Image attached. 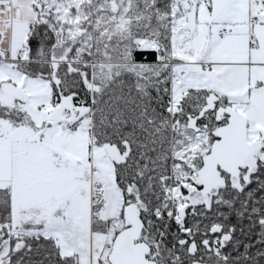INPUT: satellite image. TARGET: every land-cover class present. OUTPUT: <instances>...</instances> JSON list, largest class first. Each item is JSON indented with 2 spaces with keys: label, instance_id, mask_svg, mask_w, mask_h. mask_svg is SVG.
Returning <instances> with one entry per match:
<instances>
[{
  "label": "rangeland",
  "instance_id": "374dc122",
  "mask_svg": "<svg viewBox=\"0 0 264 264\" xmlns=\"http://www.w3.org/2000/svg\"><path fill=\"white\" fill-rule=\"evenodd\" d=\"M90 2L39 0L44 10L42 21L51 19L69 23L71 27L66 34L76 37L81 31L79 23L90 19L85 10ZM195 4L196 28L192 31L193 17L190 12ZM108 5L116 12L117 2L109 0ZM211 7L210 0H172L174 26L170 44L171 64L174 65L171 67V117L179 121L178 140L173 146L170 143L164 146L168 152L165 159L153 164L151 174L139 180L142 195L157 196L161 209L166 211L165 220H161V215L156 217L161 225L164 222L165 229L168 223L179 225L177 211L189 205L188 199L193 196L191 184L195 180L194 175L212 142L210 131L214 122L209 119L208 130L191 136L184 133L186 115L197 113L206 96L191 95L182 102L185 94L207 89L210 74L200 72V65L208 59L210 46L220 45L223 41L217 34L219 25L213 24L210 19ZM191 55L196 56V61L193 62ZM14 67V63L0 62V103L1 99L11 101L5 106L19 109L25 116L17 125L0 117V190H7L12 196L14 174L21 176L18 190L12 196L13 220L19 228L25 224L31 225V228L19 230L18 234L52 238L61 255L75 258L78 264H109L107 256L115 234L129 226L135 230L134 238L137 239L141 231L136 210L126 207L129 203L116 186L114 166L122 163V158L114 156L111 149L101 148L95 143L90 127L93 115L89 109L78 110L70 106L61 113V118L50 121L53 108L49 84L43 80H32ZM255 80L256 75L253 74L252 84ZM118 97V94L112 96L111 108L107 109L105 106L109 100L105 94L102 109L105 122L108 121V113L117 118L119 115L121 123L134 118L131 108L118 101ZM177 104H181L180 110L175 108ZM218 104L228 106L223 104L221 96ZM123 108H130L128 112L131 114L125 115ZM236 109L246 114L244 109ZM66 123L73 124L74 131H67L64 128ZM246 131L248 138H253L264 131V126L246 127ZM135 147L137 163L142 145L135 144ZM226 196L225 203L230 207L218 208V220L233 214L250 218L261 213L264 207V193L254 201H249L251 192L228 193ZM230 196L233 199L229 202ZM98 219L100 226L107 229L105 237L93 231ZM260 223V242L264 244V221ZM159 225H149L148 236L143 237V241L152 244V259L158 264H170L162 255L161 245L166 232L165 229H158ZM183 232L188 231H179L178 228V233L172 236L174 241L180 240ZM207 246L210 251L211 246ZM192 264L203 263L194 260Z\"/></svg>",
  "mask_w": 264,
  "mask_h": 264
},
{
  "label": "trees",
  "instance_id": "16d2710c",
  "mask_svg": "<svg viewBox=\"0 0 264 264\" xmlns=\"http://www.w3.org/2000/svg\"><path fill=\"white\" fill-rule=\"evenodd\" d=\"M33 1L36 18L25 40L24 59L15 61L14 68L32 80L49 84L52 113L62 102L61 113L70 106L92 112L90 127L95 143L122 158V163L114 166L116 186L129 203L126 207L136 210L141 224L137 240L143 241L148 226L157 227L160 221L156 217L161 215L165 220L166 211L157 196L142 195L139 180L151 174L153 164L165 159L168 152L164 146L176 144L180 129L179 121L171 117L172 0H114L116 12L108 5L109 0H91L85 7L90 19L79 23L81 31L76 37L66 34L69 23L51 19L43 22L42 5L39 0ZM195 6L190 12L193 22ZM115 94L118 101L131 108L133 119L121 123L119 115L117 118L108 113V121H104L102 109L111 108L110 99ZM123 109L125 115L131 114ZM24 116L21 110L0 103L1 118L17 125ZM135 144L142 145L137 163ZM251 188L253 201L264 193L261 171L253 178ZM13 206L11 193L0 190V264H78L75 258L62 256L52 238L18 234L31 225L16 226ZM215 206L193 212L186 205L177 211L179 225L168 223L165 229L164 222L160 223L158 229L166 232L162 255L170 264H192L194 260L203 264H259L264 260L260 255L264 215L259 212L249 218L233 214L212 221L209 218ZM100 224L98 219L93 231L105 237L107 229ZM178 228L188 232L174 241L172 236ZM204 242L211 246L210 251ZM190 244H194L192 253Z\"/></svg>",
  "mask_w": 264,
  "mask_h": 264
},
{
  "label": "crops",
  "instance_id": "0c3cea01",
  "mask_svg": "<svg viewBox=\"0 0 264 264\" xmlns=\"http://www.w3.org/2000/svg\"><path fill=\"white\" fill-rule=\"evenodd\" d=\"M33 4V0L0 2V62L24 59L25 40L36 18ZM210 4V19L219 25L217 34L223 41L210 46L208 59L200 65V72L210 74L207 89L185 94L182 102L191 95L221 96L223 104L244 117L246 127L264 126V0H210ZM195 28L194 20L191 30ZM223 30L228 34L220 37ZM205 64L211 65L210 71H202ZM234 107L244 109L246 114Z\"/></svg>",
  "mask_w": 264,
  "mask_h": 264
},
{
  "label": "flooded vegetation",
  "instance_id": "af4514ba",
  "mask_svg": "<svg viewBox=\"0 0 264 264\" xmlns=\"http://www.w3.org/2000/svg\"><path fill=\"white\" fill-rule=\"evenodd\" d=\"M207 96L208 95H206V97L204 98V103L197 113L186 115V124L184 127V133L190 136L191 134L198 133L201 130H206V129L208 130L210 128L209 124L207 123L208 119L214 122V127L210 131L212 142L208 152L202 156L200 161V167L197 169L196 174L194 175L195 180L193 182V187H192L193 196L191 197V199H188L189 205L187 206H191L193 212L194 211L201 212L203 208L205 209V207L208 208L213 204H217V206H215L216 210L214 214L210 217L212 221H217L219 218L218 208L220 206H223L225 209L226 206L227 208L230 207L227 205L228 203L227 204L225 203L227 197L226 195L228 193H237V194H243L248 192L250 193L252 190L251 187H252L253 178L256 177L259 171H261V173L264 174V131L258 132V134L253 138H248L246 131L244 143L243 145H240V149L237 152V155L241 159H238V166L237 169L235 170L236 171L235 175L231 173H227L224 169L221 168L219 162H217L213 170L211 169V167L209 169L210 172H212V175H207L204 178L199 177L198 171L203 166L202 160L204 156L210 153V148L212 144L218 141V138L214 137L212 133L214 132L215 129L227 125L229 115H227L226 112L228 109H230L227 107L219 106L218 102L215 104L214 107L209 106L205 102ZM196 129L199 131L194 132V130ZM215 157L216 159L217 157L220 158V156H217V154L216 156H214V158ZM214 161L215 159H213V162ZM208 164L210 166L211 161H209ZM230 198L231 199L229 200V202L233 199V196H230ZM252 200L253 198L249 197V201ZM261 200L262 198L260 199V201ZM262 212L264 215V207H262L261 213ZM126 229H131V227L127 226L126 228H123L122 230L117 232L115 236L121 231ZM137 242L138 240L136 241V243ZM260 246H262L261 249L262 254L260 255L264 257V244H261ZM151 254H152V249H150V253L146 257V260L158 264L157 260L151 258ZM259 264H264V260L259 261Z\"/></svg>",
  "mask_w": 264,
  "mask_h": 264
},
{
  "label": "water",
  "instance_id": "95a60500",
  "mask_svg": "<svg viewBox=\"0 0 264 264\" xmlns=\"http://www.w3.org/2000/svg\"><path fill=\"white\" fill-rule=\"evenodd\" d=\"M218 101V97L213 94H209L205 100V102L211 107H214ZM1 102L5 105L11 104V101L6 99L1 100ZM63 108L64 103L62 102L50 116L49 120L53 121L59 119ZM226 114L229 115L227 125L215 129L212 133L214 137L218 138V141L212 144L210 153L204 156L202 160L203 166L198 171L199 177L201 178H204L207 175H212V172H210L209 169L211 167L213 170L217 162H219L221 168L227 173L236 174L235 170L238 166V159H241L237 155V152L240 149V145H243L245 140L246 121L242 115L238 114L233 109H228ZM198 131L199 130L197 129L194 130V132ZM216 154L217 156H220V158H214ZM213 159H215L214 162ZM209 161H211L210 166L208 164ZM20 177V175L16 173L14 174L12 196H14L18 190L21 182ZM134 234L135 230L131 228L123 230L115 236L111 251L107 257L110 264H155L146 260V257L150 253V249L146 244L136 243L138 238L135 239ZM193 249L194 244H191L189 249L190 253L194 251Z\"/></svg>",
  "mask_w": 264,
  "mask_h": 264
},
{
  "label": "built area",
  "instance_id": "2783aa9c",
  "mask_svg": "<svg viewBox=\"0 0 264 264\" xmlns=\"http://www.w3.org/2000/svg\"><path fill=\"white\" fill-rule=\"evenodd\" d=\"M10 1H11V0H0V2H5V3L10 2ZM256 22H257V18L253 20V23H256ZM29 29H31V26L29 27ZM227 34H228L227 31H226V30H223L219 35H220V37H225ZM210 70H211V65H210V64H205V65L202 67V71H203V72H207V71H210ZM175 108H176L177 110H180V109H181V105H176ZM64 128H65L67 131H69V132L74 131V125H73V124H70V123H66V124L64 125ZM137 243L146 244V245L149 247V249H152V250H153V246H152V244H150V243H147V242H144V241H138Z\"/></svg>",
  "mask_w": 264,
  "mask_h": 264
}]
</instances>
